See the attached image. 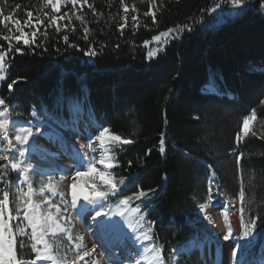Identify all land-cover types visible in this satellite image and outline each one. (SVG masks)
<instances>
[{
  "label": "trees",
  "instance_id": "trees-1",
  "mask_svg": "<svg viewBox=\"0 0 264 264\" xmlns=\"http://www.w3.org/2000/svg\"><path fill=\"white\" fill-rule=\"evenodd\" d=\"M231 5V0H80L56 11L43 0H0V50L7 53L0 98L11 100V116L21 113L30 120L35 111L59 119L78 104L96 123L91 133L103 125L110 135L133 141L111 145L109 173L113 182L124 178L126 186L104 207L155 190L126 206L142 209L138 216L144 217V230L151 228L152 243L162 247L163 264H173L211 233L200 205L213 191L241 206V188L243 220L257 218L242 259L259 264L264 256V0H245L240 13L226 16ZM52 15L57 20L50 24ZM3 16L10 17L6 26ZM16 21L26 38L37 32L36 43L12 40L9 52L3 36L20 35ZM184 25L162 51L148 55L153 36ZM206 86L211 90L204 91ZM251 113L250 131L241 136L243 117ZM14 180L19 177L8 171V183ZM22 219L19 225L30 233ZM24 255L35 258L30 244Z\"/></svg>",
  "mask_w": 264,
  "mask_h": 264
},
{
  "label": "snow or ice",
  "instance_id": "snow-or-ice-1",
  "mask_svg": "<svg viewBox=\"0 0 264 264\" xmlns=\"http://www.w3.org/2000/svg\"><path fill=\"white\" fill-rule=\"evenodd\" d=\"M71 3L72 5H76L80 0H43V4L45 7L51 6L52 9L59 11L58 5L62 3ZM84 3H87V0H83ZM154 2V0H153ZM124 3V0H121V4ZM231 3L240 7L245 3V0H231ZM19 8V5L16 6ZM91 7V6H89ZM219 7V5H217ZM127 11V8H125ZM211 10V9H210ZM95 11V9H93ZM47 15V13H45ZM28 16H32V12H28ZM63 19V17H60ZM77 19H80L78 16ZM132 19L135 21L136 17L133 16ZM155 19V17H154ZM10 20L9 16H3V21L8 22ZM49 23L53 24L56 22L57 17L55 15L48 17ZM16 23V30L20 32V35L9 36L4 35L3 40L8 41V51L10 52L13 49L12 40H15L17 43H22L26 46H31L36 43L37 32L34 31L31 34V37H27V33L23 32L18 21ZM30 21L25 20L24 25H29ZM35 23L41 24L42 21L39 17H36ZM121 28L124 27L123 24L120 25ZM184 26H177V29L169 28L166 31H162L158 36H153L152 39L154 41H158L161 38L167 39L172 33L176 30H179ZM60 31L59 27L56 29ZM11 32V29H8ZM85 33L88 32V29H84ZM64 41L68 42V36H63ZM87 39V36H85ZM147 43V41L145 42ZM71 47H77L76 44H71ZM16 52H21L22 49L20 47H15ZM6 51L0 50V80L5 79L4 73L6 72L5 68V57ZM89 56L96 55L95 51L89 50L87 53ZM155 55L154 52H149V56ZM16 81H13L8 85V88L11 90ZM11 108L12 103L11 100H5L4 98H0V162H4L0 164V181H3L8 176V171L4 169H8L10 166V171L16 172L22 178L21 184H28V191L24 192L21 187H17L16 192L20 194L17 199L23 200V208L21 209L20 204H17L14 209H10V193L7 190L3 191V198L0 199V264H89V259L95 253V245L92 248L84 250L82 243H75V252L72 253L73 259H69L67 255L60 256L54 249L53 241L60 235L66 236L69 242L73 241V236L71 234L70 229L68 228V224L71 220V214L68 212L69 202L66 198V193H59L61 197V203L59 205L52 203V201L45 197L43 201L35 202L32 200V192L33 188L30 183L29 173L30 171H35L34 167L31 164L27 163L28 153L31 151L30 145H33L35 142V137L37 133H40V128H36L33 126H26L30 123V121L26 119H22V114L17 113L15 117L11 116ZM33 116L36 115L35 111L32 113ZM254 119V115H246L243 117V128L241 131L244 135L249 133L248 124L249 121ZM25 125V126H22ZM101 130L98 135L94 136L88 144V147L92 149L93 152L96 151L92 145L99 141L101 145L105 144L106 139L110 141V147H105L103 149L104 153L107 154L111 150V145L122 146L132 143L133 141L129 139H123L121 136L116 134H110V129L104 127L103 125L99 126ZM255 135V133H252ZM163 136V133L161 134ZM240 138V133H237V139ZM164 141L161 140V151L163 148ZM109 159L114 157H108ZM104 159H101L99 163H104ZM240 157H237V163L239 165ZM96 161L86 160L84 157H80L78 160H73V166L76 169H80L87 166V172L82 173L77 170L72 175L73 169L64 168L62 171L65 172L66 175L69 176V183H66L65 187L67 191V195L70 196V206L72 209L76 210L77 215H81L84 211H86V207L83 204H80L79 201L82 199L87 201L89 204L95 205L96 216L101 217L102 215H106L108 211L111 210L112 205L108 206V209H105L104 203L105 201L112 195H118L121 191H123L122 186H126V180L124 178H120L118 181L113 182L111 178V173H107L104 171H98L96 167ZM107 168H112V164H107ZM95 174V175H94ZM88 176L90 180H94L95 176H99L100 180L103 183L97 187L93 186L90 192L87 193H77L76 191V181L82 176ZM11 182L9 181V184ZM47 188L51 191L52 195H57L56 187L49 183L45 184L41 187L40 191L43 192L44 189ZM155 190L149 189L148 192L140 190L138 192L133 193L131 197H125L121 199L117 207H123L125 205H129L130 202L135 199L136 201L147 200L150 193ZM244 190L241 188L239 193L241 206L239 208V212L241 214V227L243 229L242 235L243 237H249L252 235V232L256 226L257 218L251 217L247 222L243 220V213L245 212V208L243 206L244 201ZM209 201H211V196H209ZM48 204L50 207L56 209V212L53 213L51 211H43L42 205ZM146 207V205H145ZM227 207V205H226ZM201 210H204L205 205H200ZM21 210L23 211V221L27 222L26 227H30L31 231L26 232L25 227H21L19 224L14 226L10 223V221H15L17 217L20 215ZM13 211H15L16 215H13ZM131 211L133 213L139 214L142 209L139 205L135 208H132ZM123 215V211L120 213ZM207 218V217H206ZM144 217L141 216L140 220L135 224L129 223L128 228L132 232V236H129L128 239H131L135 244L137 240L151 241V228L145 229V231H140V229L144 228L143 224ZM225 220L227 221V212L225 211ZM150 223V222H149ZM232 227L228 225L227 234L224 235V239L228 240L232 235ZM139 234L138 236L136 234ZM135 237V238H134ZM75 240L82 241L83 237L77 236ZM31 248V252L35 254V258L27 259L25 258V250L29 246ZM140 248L143 250L142 252L137 253L140 256V259H133L131 255L125 257L123 260L117 262V264H141L142 260H148L150 256L151 259L148 260V264H160L161 258L163 255V249L161 246H158L154 243H149L147 246L144 244L140 245ZM103 255V253H102ZM232 255H236V249L233 248ZM112 259L111 256L108 257ZM91 264H96L95 260L91 261Z\"/></svg>",
  "mask_w": 264,
  "mask_h": 264
},
{
  "label": "rangeland",
  "instance_id": "rangeland-1",
  "mask_svg": "<svg viewBox=\"0 0 264 264\" xmlns=\"http://www.w3.org/2000/svg\"><path fill=\"white\" fill-rule=\"evenodd\" d=\"M62 4L58 5V8H60ZM240 12V7H236L232 4L229 9L225 10L224 14L226 16H234ZM175 36L176 32L174 31L166 40L161 38L158 41H154L152 39L146 44L148 55L149 52H154L156 55L162 51L164 46ZM203 90L209 91L210 88H204ZM250 115L253 114L251 113ZM253 120L254 119L249 121V129ZM28 121H30V123L26 126L34 125L41 130L40 133L36 134L34 144L30 145L31 151L27 154L29 157L27 163L31 164L35 169L34 172L30 171L29 173L30 183L33 188L32 200L40 202L43 201L45 197H48L52 203L59 205L61 203L59 193L65 192L66 198L69 202L68 212L71 214V220L67 226L71 231L73 241L69 242L66 236H58L51 241L55 251L60 256L67 255L69 259H73L72 253L75 252V243H82L84 250L92 248L95 245L94 255L88 258L89 264H91L92 260H95L96 264H117L116 258L119 256V253L127 248L129 249V255H131L133 259H140V256L137 255V253L143 251L140 248V245L144 244L147 246L149 243H152V241L137 240L134 244L131 239H128L129 236L133 235L128 228V224H135L140 220V216L131 211L132 208L126 205L122 208L117 207V205H112L111 210L108 211L106 215L97 217L96 211L99 209H96L95 205L89 204L87 201L82 199L79 201V203L85 205L87 209L81 215H77L76 210L72 209L70 206V196L67 195V191L69 190H66L65 187L66 183L70 182L69 176L66 175L62 169L71 168L73 169L72 175H74V172L77 170L86 173L87 166L85 165V167L80 169L74 168L73 161L66 159L62 153L66 151L65 153L72 154L76 160V155H78V159L80 157H84L86 160L94 159L97 162L96 167L98 171H104L106 174L109 173V168H107L106 165L111 164V161L108 158L110 157V154L109 152L105 154L103 149L109 146L110 141L106 139L104 145H101L99 141H96L92 145V147L96 149L95 152L88 147L89 141L94 136L98 135L101 128L99 127L94 133H91V129L96 126V123L89 115L82 111L80 105H75L67 117L57 119L49 116L39 117L35 115ZM242 128L243 123L241 129ZM54 131H58L60 137L54 136ZM241 136H245L242 131ZM56 141H65L67 146L65 149L59 150L52 146V143ZM46 145H51V147ZM72 150L73 152L70 153ZM101 159H104L105 161L103 164L99 163ZM3 163L4 162H0V164ZM4 170L10 171V166L8 169ZM12 173L19 177V181L17 182L14 180L15 182L13 184H9L8 176L5 180L0 181V199L3 198V191L7 190L10 193V209H14L17 204H20L22 209L23 200L17 199L20 194L16 192V189L17 187H21L24 192H27L28 184H21L20 181L22 178L19 174L16 172ZM49 183L56 187L57 195L53 196L51 191L47 188H45L43 192L40 191L43 185ZM102 183L103 181L100 180L99 176H95L94 180H90L88 176L85 175L77 179L76 191L77 193H87L91 191V188L94 185L99 187ZM239 208L240 204L238 200L231 199L224 194L220 195L216 191H213L211 201H208L205 204L204 210H200L201 219L205 222V227L209 229L211 233L206 234L207 238L202 245H192L190 250L177 257L173 264H253L245 262L242 259V250L248 245L250 236L243 237L242 235L243 229L241 227V214ZM105 209H108V207ZM42 210L45 212H56V209L50 207L48 204L42 205ZM121 211H123V215L120 214ZM225 211L227 212V221L225 220ZM12 214L16 215L15 211H13ZM22 217L23 211L21 210L17 219L15 221H10L14 226V231L15 225L19 224ZM217 219L219 220V223H217ZM95 225L103 228L106 233L105 238L111 240L113 247L110 254L105 255L102 248L95 240V234L92 228ZM228 225L232 227L233 231L231 237L228 240H225L223 237L227 234ZM140 231L145 230L142 228ZM136 235L138 236L139 234L137 233ZM77 236L83 237V240H75V237ZM233 248L236 249L235 256L232 255ZM202 255L207 256V263L202 260ZM109 256H111L112 259H109ZM150 259L151 257L149 256L148 260ZM148 260H142L141 264H148ZM160 264H163L162 259ZM260 264H264V256L261 257Z\"/></svg>",
  "mask_w": 264,
  "mask_h": 264
},
{
  "label": "bare ground",
  "instance_id": "bare-ground-1",
  "mask_svg": "<svg viewBox=\"0 0 264 264\" xmlns=\"http://www.w3.org/2000/svg\"><path fill=\"white\" fill-rule=\"evenodd\" d=\"M204 88H210L209 86H206V87H204ZM203 88V89H204ZM210 90H211V88H210ZM46 146H48V147H51V145H46ZM52 146H54V147H56V148H58L59 150L60 149H65V147L67 146V144L65 143V141H62V142H53L52 143ZM72 149V148H71ZM66 152V151H65ZM62 153L64 156H65V158L66 159H68V160H71V161H73L74 159H75V157L72 155V154H67V153ZM71 152H73V150L72 151H70V153ZM76 154V153H75ZM76 158H77V160H78V155H76ZM217 218V217H216ZM217 221V223H219V220L217 219L216 220ZM99 229H101L102 230V238H105V230L103 229V228H101V227H98ZM121 237V236H120ZM108 241H110V245L111 246H113L112 245V242H111V240H108ZM100 244V243H99ZM98 244V245H99ZM100 246V245H99ZM100 247H102V246H100ZM134 249H137V248H134ZM133 249V250H134ZM205 251H206V248H205ZM207 253V252H206ZM204 255V254H203ZM201 256L202 257V260H204V262L205 263H207V256H208V254H207V256L205 255V256ZM127 256H129V249L127 248L126 250H124V251H122V252H120L119 253V256L116 258V261L118 262V261H120V260H122L123 258H125V257H127Z\"/></svg>",
  "mask_w": 264,
  "mask_h": 264
}]
</instances>
